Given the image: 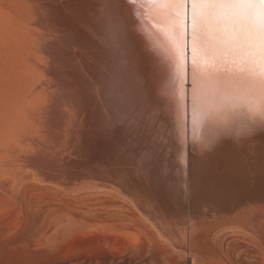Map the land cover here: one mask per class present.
I'll use <instances>...</instances> for the list:
<instances>
[{
	"label": "bare ground",
	"instance_id": "6f19581e",
	"mask_svg": "<svg viewBox=\"0 0 264 264\" xmlns=\"http://www.w3.org/2000/svg\"><path fill=\"white\" fill-rule=\"evenodd\" d=\"M116 3L122 54L82 27L93 0H0V189L11 180L16 204L30 182L111 191L172 250L211 264L225 263L210 217L227 214L226 227L264 247V130L247 134L246 113L228 110L222 134L203 148L190 99L178 113L168 94L166 5ZM99 82L110 89L98 91ZM116 110L126 121L106 127Z\"/></svg>",
	"mask_w": 264,
	"mask_h": 264
},
{
	"label": "snow or ice",
	"instance_id": "6c2138e0",
	"mask_svg": "<svg viewBox=\"0 0 264 264\" xmlns=\"http://www.w3.org/2000/svg\"><path fill=\"white\" fill-rule=\"evenodd\" d=\"M156 2L166 5L169 18L162 45L171 78L168 94L178 113L190 99L192 126L205 129L198 141L202 147L222 134L228 110L233 116L237 110L246 113L247 134L257 126L264 130V0H127L132 7ZM116 7V0H93L80 23L103 48L122 54ZM106 87L111 86L99 82L98 91ZM126 119L116 110L104 116V124L114 128Z\"/></svg>",
	"mask_w": 264,
	"mask_h": 264
},
{
	"label": "rangeland",
	"instance_id": "374dc122",
	"mask_svg": "<svg viewBox=\"0 0 264 264\" xmlns=\"http://www.w3.org/2000/svg\"><path fill=\"white\" fill-rule=\"evenodd\" d=\"M12 185L0 189V264H211L172 250L111 191L30 182L16 204ZM212 243L225 264H264V247L245 231L224 227Z\"/></svg>",
	"mask_w": 264,
	"mask_h": 264
},
{
	"label": "water",
	"instance_id": "95a60500",
	"mask_svg": "<svg viewBox=\"0 0 264 264\" xmlns=\"http://www.w3.org/2000/svg\"><path fill=\"white\" fill-rule=\"evenodd\" d=\"M188 153H189V150H188ZM240 159L241 160H245V162L248 164V163H250V162H252V160H253V158H252V156L250 155V156H245V157H240ZM188 162H189V160H188ZM259 180V181H258ZM260 180H262V178H259V179H257V178H254L253 180L252 179H250V183L252 184V181H254L256 184L258 183V184H261L260 183ZM188 188H189V173H188V171H187V178H186V190H188ZM259 198H261V196H258ZM187 198H188V195H187ZM259 203H261V201L259 202ZM220 218H218L219 220H223L225 223L224 224H220L219 222V220H216L215 218H214V220H216L217 222H214V220H213V217H210V220H209V229L211 228V230H212V234H214L215 232H217V230H219V229H222V228H224V227H226L227 226V224H228V222H227V219L226 218H224V217H227V214H224L223 216H219ZM188 263H190V260L188 259Z\"/></svg>",
	"mask_w": 264,
	"mask_h": 264
}]
</instances>
